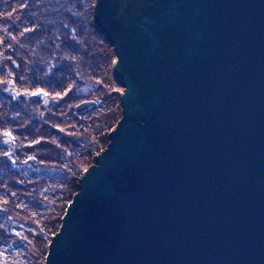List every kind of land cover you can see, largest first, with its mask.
I'll return each instance as SVG.
<instances>
[{
	"label": "water",
	"instance_id": "water-1",
	"mask_svg": "<svg viewBox=\"0 0 264 264\" xmlns=\"http://www.w3.org/2000/svg\"><path fill=\"white\" fill-rule=\"evenodd\" d=\"M94 19L122 114L45 264H264V0H96Z\"/></svg>",
	"mask_w": 264,
	"mask_h": 264
},
{
	"label": "trees",
	"instance_id": "trees-1",
	"mask_svg": "<svg viewBox=\"0 0 264 264\" xmlns=\"http://www.w3.org/2000/svg\"><path fill=\"white\" fill-rule=\"evenodd\" d=\"M5 1L0 12V264L18 254L30 258L25 231L43 240L59 230L64 214L55 216L57 201L69 205L80 189L82 171L74 173L71 153L102 150L95 140L66 136L63 126L74 125L73 131L83 133L90 126L100 129L108 143L105 136L118 120L106 124L109 110H102L103 123L94 125L95 118L83 122L82 117L98 110L77 113L76 104L91 97L100 105L119 99L105 90L112 83L116 53L95 28V0ZM36 88L56 95L50 108L25 98ZM56 181L61 183L55 188ZM36 219L42 221L34 224Z\"/></svg>",
	"mask_w": 264,
	"mask_h": 264
},
{
	"label": "rangeland",
	"instance_id": "rangeland-1",
	"mask_svg": "<svg viewBox=\"0 0 264 264\" xmlns=\"http://www.w3.org/2000/svg\"><path fill=\"white\" fill-rule=\"evenodd\" d=\"M6 1L5 0H0V12H3L4 9H5V3ZM96 3V0L93 4V6L95 5ZM14 10H10V13H13ZM3 17V16H1ZM94 23H95V19H94ZM95 25V24H94ZM96 28V27H95ZM116 57L114 58V61H115ZM114 61L112 63V73H111V84H109L106 88L108 89V91L110 93H114L116 94L115 97L119 98L117 100V102L113 103L112 105H110L109 101L106 102L105 104H102L100 105V103L97 105V106H94L90 109H88L89 111L90 110H98V112H89L88 114L85 115V118L83 119V117L81 118L83 122H90L92 121L94 118L96 119L94 125H99L101 123H103V121H105V119L107 118L106 120V124L112 122L113 124L116 123L117 120L120 119L121 117V105H120V97H121V91L120 90H124V88L118 84L115 79H114V76H113V66H114ZM7 76H11L12 74L9 73V71L7 72ZM4 78L0 76V81H2ZM12 79L9 78V85L10 86H14V83L11 81ZM33 93H36L35 95H33ZM39 93H42V97L41 98H37L36 95L39 94ZM31 95V96H30ZM34 98L35 101H39L41 102V106H44L45 108H50V106L52 105V101H55V99L57 98L56 95L54 94H49L47 89H44V88H36V89H32L30 93H28L27 95H25V98ZM91 97V96H90ZM95 97V96H94ZM93 98V97H91ZM88 99V98H87ZM84 100V99H83ZM82 101V100H80ZM79 101V102H80ZM100 105V106H99ZM49 106V107H48ZM39 110H42V109H39ZM88 110H86V112H88ZM106 111V110H109L108 111V116L105 117L103 116L104 113L100 112V111ZM76 111V110H75ZM77 112V111H76ZM85 112V111H84ZM100 112V113H99ZM107 112V111H106ZM77 113H83V112H77ZM110 114L112 116H110ZM110 117V118H109ZM93 125V126H94ZM74 125H65L63 126L64 130H65V135L67 136H71V134L73 135H76V138H85L87 140L89 139H92V140H95L96 143H98V145L100 146V148H102V150L107 146V144L104 142V135L102 133H99V127L96 128V130H98L97 132H95V128L92 130V126H90V129H88V131H86V133H83V132H80V130L78 131H73L72 128H73ZM94 131V132H93ZM105 139H107V142H109V138H108V134L107 136H105ZM82 149H76L73 153H71V157H70V160H72L71 162L74 164V163H77V165H73V170H74V173H75V170H77V174L79 172L82 171V173L78 176V181L80 180V176L83 174L84 170L86 168H88L92 163H95L96 162V158L98 156V154L102 151H99L98 150V153L96 155H85L83 156L81 154V151ZM70 162V161H68ZM61 182L59 181H56L55 182V188L57 186L60 185ZM79 184H80V181H79ZM58 205L55 206V216L56 217H60L62 216L63 214H65L66 212V209L68 207V202L67 200L66 201H57ZM63 217V216H62ZM42 219H36V221L34 222V224H38V222H41ZM57 223V222H56ZM62 223V221H61ZM25 231V229H24ZM25 233L27 234V237L29 239V244H30V258L28 255L25 254H18L16 256H14V258H10L9 259V264H45V261H46V255H47V252H48V248H49V244H50V241L52 239V235L51 238L50 237H46L42 239L39 238L38 234H36L35 231H32L31 232V229H29V231H25ZM42 240V241H41ZM33 256V262L31 261V257ZM11 261H13L11 263ZM32 262V263H31Z\"/></svg>",
	"mask_w": 264,
	"mask_h": 264
},
{
	"label": "snow or ice",
	"instance_id": "snow-or-ice-1",
	"mask_svg": "<svg viewBox=\"0 0 264 264\" xmlns=\"http://www.w3.org/2000/svg\"><path fill=\"white\" fill-rule=\"evenodd\" d=\"M36 93H33V95H35ZM6 135H9V136H11V133L9 132V133H5Z\"/></svg>",
	"mask_w": 264,
	"mask_h": 264
},
{
	"label": "bare ground",
	"instance_id": "bare-ground-1",
	"mask_svg": "<svg viewBox=\"0 0 264 264\" xmlns=\"http://www.w3.org/2000/svg\"><path fill=\"white\" fill-rule=\"evenodd\" d=\"M88 99H98V98H88ZM85 100V99H84ZM100 100V99H99ZM83 101V100H82ZM101 101V100H100Z\"/></svg>",
	"mask_w": 264,
	"mask_h": 264
}]
</instances>
